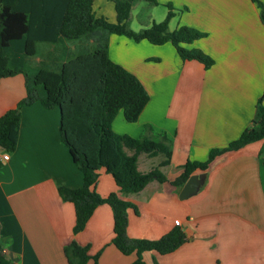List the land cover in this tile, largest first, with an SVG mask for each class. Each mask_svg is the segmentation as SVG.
I'll list each match as a JSON object with an SVG mask.
<instances>
[{
	"label": "crops",
	"instance_id": "1",
	"mask_svg": "<svg viewBox=\"0 0 264 264\" xmlns=\"http://www.w3.org/2000/svg\"><path fill=\"white\" fill-rule=\"evenodd\" d=\"M116 1L94 0L95 16L115 22ZM128 1L129 30L139 32L163 22L170 7L168 30L185 26L205 33L188 48L201 51L214 64L206 70L198 62H183L170 43L153 46L108 36L109 59L135 75L149 96L136 123L116 116L112 131L134 139L164 134L171 158L169 166L160 169L166 183L151 182L137 194H121L101 171L96 193L102 198L117 194L135 207L127 211L130 239L154 241L174 228L183 232V245L167 256L145 254L146 264H264V140L217 158L204 185L187 201L179 200L183 186L170 184L187 162H205L212 149L237 140L251 125L260 99L264 107V25L257 6L250 0ZM80 45L92 49L95 43H37L38 66L33 70L74 59ZM24 97L22 75L1 80L0 117ZM20 114L15 152L6 162L0 152V241L6 259L11 264H68L63 250L75 242L88 248L87 264H94L97 255V264H132L135 255H122L112 244L109 206L96 208L84 230L73 234L74 208L60 199L58 189H79L82 173L60 139L59 110L34 103ZM146 126L152 131L146 132ZM141 156V173L152 169L151 160L158 159L157 165L163 160L144 155L140 165ZM146 214L159 217L160 224L147 228Z\"/></svg>",
	"mask_w": 264,
	"mask_h": 264
},
{
	"label": "trees",
	"instance_id": "2",
	"mask_svg": "<svg viewBox=\"0 0 264 264\" xmlns=\"http://www.w3.org/2000/svg\"><path fill=\"white\" fill-rule=\"evenodd\" d=\"M138 1L156 4L155 0ZM250 1L257 6L264 25V3ZM93 7L94 0H0V81L22 75L25 85V97L0 117V149L4 153L15 152L23 107L40 103L46 110L58 109L60 139L72 163L82 173L79 189H58L60 199L74 208L73 234L84 230L96 208L107 205L113 218L112 244L122 255L134 254L132 264H146L145 254L167 256L183 245V232L174 228L158 240L130 239L127 211L135 207L117 194L102 198L96 193L95 185L101 171L113 179L121 194H137L151 182L166 183L168 180L160 169L169 166L171 147L164 134L134 139L112 131L111 125L120 112L126 123H136L149 96L135 75L109 59L108 36H121L135 43L145 41L153 46L170 43L183 62H198L206 70L214 61L199 50L186 48L205 38V33L185 26L173 32L168 30L173 17L170 7L163 22L153 23L139 32L127 28L132 7L128 0L114 3L115 22L96 17ZM81 40H91L95 46L90 49L80 45L74 59L52 69L29 72L28 60L36 56L37 43ZM145 131L149 133L152 129L146 126ZM261 140H264V107L260 99L251 125L237 140L212 149L205 162H187L170 184L181 187L194 173L206 174L220 156ZM140 155L161 156L163 160L156 168L141 173L137 169ZM63 253L68 264H87L89 260L88 248L75 242L66 246ZM97 259L98 255L93 258L94 264ZM0 264H11L1 241Z\"/></svg>",
	"mask_w": 264,
	"mask_h": 264
},
{
	"label": "rangeland",
	"instance_id": "3",
	"mask_svg": "<svg viewBox=\"0 0 264 264\" xmlns=\"http://www.w3.org/2000/svg\"><path fill=\"white\" fill-rule=\"evenodd\" d=\"M138 9H136L135 10V13H138ZM105 18V17H104ZM110 21V20H109ZM134 23L132 22V25H133ZM186 48H188V46H186ZM29 65H28V70H29V72H32L33 71V67L35 68L36 66H38L37 65V57H35V58H31V59H29V63H28ZM117 116H119L120 117V119L122 120V115H121V112L120 113H118V115ZM116 118V117H115ZM0 152L1 153H4V152H2L1 151V149H0ZM4 154H7L8 156H10L11 155V153H4ZM146 158H145V156L144 155H142L141 156V158H140V165L144 162V160H145ZM157 162H158V159H153V160H151V166H152V169L153 168H156L157 167ZM3 166L4 165H2V167H0V170L3 168ZM141 169H143L142 167H140ZM103 173H104V171H103ZM105 174V173H104ZM189 200V199H188ZM185 201H187V200H185ZM132 211V210H131ZM148 212V211H147ZM143 224L147 227V228H149V227H156L157 225H159L160 224V218L159 217H154V218H152L151 217V215H149V214H146L145 215V217H144V220H143ZM3 245V244H2ZM3 248H4V246H3Z\"/></svg>",
	"mask_w": 264,
	"mask_h": 264
},
{
	"label": "water",
	"instance_id": "4",
	"mask_svg": "<svg viewBox=\"0 0 264 264\" xmlns=\"http://www.w3.org/2000/svg\"><path fill=\"white\" fill-rule=\"evenodd\" d=\"M206 174H193L183 185L179 194V200H186L195 196L200 188L204 185Z\"/></svg>",
	"mask_w": 264,
	"mask_h": 264
},
{
	"label": "built area",
	"instance_id": "5",
	"mask_svg": "<svg viewBox=\"0 0 264 264\" xmlns=\"http://www.w3.org/2000/svg\"><path fill=\"white\" fill-rule=\"evenodd\" d=\"M8 159H9L8 155L5 154V155L2 156V159H1V160H2L3 162H6V161H8ZM175 224H176V225H179V222H175Z\"/></svg>",
	"mask_w": 264,
	"mask_h": 264
}]
</instances>
